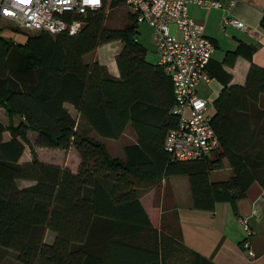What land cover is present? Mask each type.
Segmentation results:
<instances>
[{"label": "trees", "instance_id": "16d2710c", "mask_svg": "<svg viewBox=\"0 0 264 264\" xmlns=\"http://www.w3.org/2000/svg\"><path fill=\"white\" fill-rule=\"evenodd\" d=\"M123 3L104 0L74 34L42 29L16 42L0 31V106L10 117L8 123L0 118V246L14 250L22 264H161L179 250L205 258L184 244L181 230L174 235L154 225L136 179L187 175L194 207L210 210L219 201L237 210L253 182L264 188V64L252 61L255 45L241 43L225 53L224 60L244 55L252 62L246 82L226 81L214 100L219 147L203 158L173 159L165 148L167 132L179 120L173 81L147 59L132 12L122 27L107 24L109 11ZM114 40L123 42L119 76L97 59H84ZM160 78L170 81L172 97L156 85ZM129 123L139 142L126 145L125 157L113 156L88 130L117 138ZM30 130L37 133L34 141ZM37 145H74L78 171L41 160ZM27 146L32 155L23 161ZM226 160L233 173L211 179ZM21 179L33 183L21 185Z\"/></svg>", "mask_w": 264, "mask_h": 264}, {"label": "crops", "instance_id": "0c3cea01", "mask_svg": "<svg viewBox=\"0 0 264 264\" xmlns=\"http://www.w3.org/2000/svg\"><path fill=\"white\" fill-rule=\"evenodd\" d=\"M189 13L193 18L205 23L207 35L216 44V49L208 64L212 78L209 81H201L197 88L201 96L211 100L210 110L215 113L214 100L220 94L225 82L244 84L251 62L264 64V27L261 24V18L264 15V0H236L229 9L206 8L191 3ZM226 13L243 20L246 27L224 26L223 16ZM5 21L11 20L5 18ZM7 27L9 28L8 31H3ZM11 31V26L4 27L1 25V32L12 37L16 42H24L27 39V33ZM175 32H178L177 29ZM118 41L120 44L114 59H110V55L109 57L104 55L92 59V61L97 59L105 63L109 68L108 70L117 76L120 75V70L116 57L123 46V42ZM241 43L255 45L253 60L251 61L244 55H239L232 62L224 60L226 51L236 49ZM159 58V53L157 55L147 53V59L152 62H158ZM156 85L162 86L164 95L172 97L170 81L160 78ZM67 106L72 113L78 114L72 103H67ZM150 120L156 121V118L151 117ZM84 125L89 128L86 122ZM88 130L91 135L97 137L96 130ZM99 139L103 140L106 146L107 141H112L110 147L115 149L114 154H116L113 156L119 157L126 156V145L139 142L138 133L131 123L127 125L121 136L117 138L100 136ZM30 158L25 151L21 159L25 161ZM45 161L54 162L52 160ZM80 161L81 158L79 157L75 165L71 164L69 160L61 161L60 164H67L73 171H78ZM232 173V167L226 160L225 167L212 170L210 176L213 180H220L228 178ZM20 181L24 184L27 179ZM28 181L29 183L33 182L32 180ZM136 181L141 190V200L154 225L174 235H178L179 230H181L184 244L205 257L196 258L195 254L191 253L186 257L185 252L171 251L165 260L159 259V263L264 264V188L258 181L253 182L247 194L238 199L237 210L229 201L217 202L212 210L194 207L189 177L184 174H163L157 178L136 179ZM144 197L148 203H145ZM242 217L248 219L250 231L245 228L241 221ZM54 237L55 232L49 231L47 233L49 241H53ZM246 242H248L247 246L245 245ZM249 248H252L255 254H250ZM0 264L22 263L18 260L14 250L0 246Z\"/></svg>", "mask_w": 264, "mask_h": 264}, {"label": "built area", "instance_id": "2783aa9c", "mask_svg": "<svg viewBox=\"0 0 264 264\" xmlns=\"http://www.w3.org/2000/svg\"><path fill=\"white\" fill-rule=\"evenodd\" d=\"M236 0H126L137 22H146L154 32L161 64L172 78L175 103L173 111L179 115L175 127L165 138V148L173 159H197L211 154L220 145L213 125L211 100L201 96L198 84L212 76L208 64L216 49L214 40L207 35L205 23L193 18L189 5L196 3L211 8L229 9ZM90 0H0V29L4 18L24 30H48L51 33H77L89 10L101 8ZM175 25L178 32H173ZM223 25L246 27V23L226 13ZM18 32L16 28H12ZM1 31V30H0ZM256 212V210H254ZM250 231L249 221L241 218ZM248 245V242L245 243ZM250 254H255L249 248Z\"/></svg>", "mask_w": 264, "mask_h": 264}, {"label": "rangeland", "instance_id": "374dc122", "mask_svg": "<svg viewBox=\"0 0 264 264\" xmlns=\"http://www.w3.org/2000/svg\"><path fill=\"white\" fill-rule=\"evenodd\" d=\"M130 12H131V10H130V7L128 6L127 3H123L119 6L111 9L108 13V16H107V24L109 26H113V27L124 26L126 24V22H128V14ZM1 25L4 27L11 26L12 28H16L17 31L25 32L27 34L29 32L37 31V30H24L22 28H19V27L13 25V22H11V21L6 22L5 18L2 20ZM8 29H9L8 27L4 28L3 31H8ZM171 29L173 32H175V29H176L175 25H172ZM138 30H139V32L136 33L137 39H139L147 47V53L157 55L159 53V50H158V47L156 45L153 29L150 27V25L146 22H138ZM119 44L120 43L118 40L111 41L110 43L108 42L104 45L102 44V45L98 46L96 49H94L93 51L85 54L84 59H85V61L90 62V61H92V59H95L98 56L102 57L104 55H107L108 57L110 55V59H114L115 53L119 48L118 47ZM159 56H160V53H159ZM103 64H105V63H103ZM74 112H76V111H74ZM0 115H1L0 118L4 122L8 123L10 121L9 115L7 114L5 108L2 106H0ZM83 121L84 120H80V123L82 125H84ZM36 134L37 133L35 131L30 130L28 133L29 139L31 141H34ZM97 138H100V136L98 134H97ZM105 140H106V138H105ZM106 143H107V147L109 149V152L112 155H116V154H114L115 149L110 147V144L112 143V141H107ZM36 150H37V153H38L41 160H43V159H44L43 161L52 160V161H54L52 163H58V164H60L61 161H68L69 160L71 164L75 165L78 161V158L80 157V155L78 156L79 153H78V151L74 145H72L68 148L48 147V146L37 145ZM26 152H27V156L31 157L32 154H31V150H30L29 146H27ZM20 184L21 185H29L31 183H29V181L27 180L26 183H24V184H22L20 181ZM143 200L145 201V203H148V200L145 197L143 198Z\"/></svg>", "mask_w": 264, "mask_h": 264}, {"label": "clouds", "instance_id": "9594fccd", "mask_svg": "<svg viewBox=\"0 0 264 264\" xmlns=\"http://www.w3.org/2000/svg\"><path fill=\"white\" fill-rule=\"evenodd\" d=\"M90 2H92V3L96 4V5H98V4L100 3V0H90Z\"/></svg>", "mask_w": 264, "mask_h": 264}, {"label": "snow or ice", "instance_id": "6c2138e0", "mask_svg": "<svg viewBox=\"0 0 264 264\" xmlns=\"http://www.w3.org/2000/svg\"><path fill=\"white\" fill-rule=\"evenodd\" d=\"M22 2H23V3H27V2H28V0H22Z\"/></svg>", "mask_w": 264, "mask_h": 264}]
</instances>
